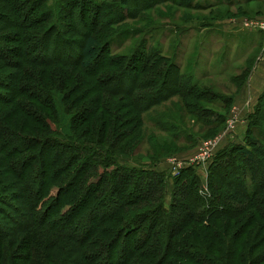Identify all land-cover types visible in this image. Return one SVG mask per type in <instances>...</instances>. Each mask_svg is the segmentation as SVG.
<instances>
[{
  "label": "trees",
  "instance_id": "obj_1",
  "mask_svg": "<svg viewBox=\"0 0 264 264\" xmlns=\"http://www.w3.org/2000/svg\"><path fill=\"white\" fill-rule=\"evenodd\" d=\"M45 1L43 0V2ZM109 1L115 3L118 0ZM172 1L145 0V3L146 8L153 9L157 5H165V3ZM175 1L178 5L184 4L182 6L185 7L194 2V0ZM249 1L264 4V0H206L208 3H202L201 0V5L195 3L196 6L193 7H197L199 10L224 4H228L227 6L224 5L225 7H240L245 6ZM84 2L90 4L88 0H84ZM116 4L108 6L103 12L96 13L97 21L100 22L102 18L103 21L100 22L102 24L99 27L97 24V28L90 29V31H82L79 23H75L76 26L70 25V29L66 28V31L62 30V23H60L62 18H60V13L56 7L57 11L52 9V14L47 16V19L53 18L56 22L53 24L54 26L49 28L50 34L46 36V33L42 32L33 38H29L25 37L21 31L31 24L38 25L44 22V20L39 21L37 16L32 19L36 14L34 2L30 0H0V5L11 10L6 18L9 21L8 24L14 29L12 33L6 36L0 35V61L10 66H19L20 64L48 66L52 63H59L56 45L51 48L46 46L49 40H53L55 44H60V36L81 34L82 37L77 41L80 49L75 58L61 62L67 65H75L92 79L84 92L89 93V91L96 89L99 93L102 92L109 96L121 94L132 105L135 107L139 105L140 110L144 111L151 107L156 100L163 101L170 97L181 99L194 97L195 93L200 90L199 83L196 82L197 76H202V78L210 76L212 78L223 74L225 69H228L226 66L232 60L234 62L237 60L239 48L236 45L239 39L235 35H231V32L226 38L215 36L213 33L222 28V22L214 20L211 22L203 21L200 25H192L190 30L196 32L192 38L193 49L203 45H215L217 50L224 49L217 57L221 64L217 67L193 68L189 74H183L181 69L183 62L178 61L180 56L175 55L174 58L177 61H174L171 56L166 57L158 49L147 52L144 47L140 46L135 49L136 51L130 58L122 59L112 53L111 45L116 36H122L126 31L117 33L114 28L125 19L132 20L139 17L142 9L131 13L129 4L124 10L119 9ZM204 4L207 6H203ZM13 10H15V14H13ZM72 10H76L75 13L78 16L84 14L82 4ZM113 15L114 18H107ZM18 18L20 19L18 20ZM111 26L113 29L110 28ZM54 32H57V38L54 36ZM258 32L256 33L259 34ZM102 34L105 36V40L99 37ZM246 36L244 39L246 44L242 53L246 54L252 49L253 51L258 48L261 49L263 39L256 42L251 35V40L247 41L249 35ZM7 42L12 43L13 46H7ZM66 42L69 43V40L66 39ZM46 51H49L52 56L47 58ZM195 52L198 59L201 55L210 58L217 55V52H205L202 49L195 50ZM15 53L20 57L16 56ZM37 55L39 58L36 57ZM102 56H105V59L100 67L91 70V66ZM139 57L140 64H136L135 58L138 60ZM132 69L136 70L132 75L133 83L131 86L124 87L121 80ZM157 69L161 72V79H158V73L153 72ZM164 80L170 81L172 89L167 97L162 99L160 93L165 89ZM202 80L206 79L203 78ZM241 80L242 78H239L237 81ZM3 82L5 81H2V87L9 90V85ZM11 83L14 91L12 96L4 101L2 108L13 105L11 110L23 113L28 121L41 128L46 127L45 124L49 123L48 118L32 105L17 101V99H26L56 113L64 112L65 116L69 114L70 104H62L66 95H62L61 102L55 93L39 83L20 81L19 78L12 79ZM240 84L242 85L243 81ZM74 88L78 91L77 86ZM151 88L149 93H143ZM83 94L77 97L75 102L82 99ZM263 96L264 93L261 98ZM2 97L3 95L0 98L4 100L5 98ZM212 97H214L212 100L210 98L202 99V101L215 105V107L222 106L225 108L233 100L232 96L225 98L214 94ZM259 104L258 101L254 112L246 117L244 135L248 139L247 146L229 149L231 146L228 144L221 147L228 137L223 139L209 161L212 163L208 164L206 169L208 172L206 186H203L199 181L196 174L197 167H186L179 170L176 175H172L168 167L165 169L167 172L155 168L160 161H150L147 167L136 165L133 163L136 160L114 152L120 136L118 139L112 138L111 147L105 149L98 144L100 138L95 142L79 140L66 132L64 127L50 130L45 135H33L31 137L21 133L20 129L12 128L13 126L4 124L0 120V154L4 160L2 168L18 186L10 188L9 185H3L4 188L0 189V192H8V194H0V220L1 217H5V223L0 222V235L25 234L29 243L31 239L41 243L43 257L44 251H53L55 242H71L74 244V252L77 251V257L70 259V263L64 264H109L110 260L112 264H142L139 259L143 256H156L157 259L154 264H160L168 253L173 238L180 233L182 224L179 226L178 216L181 211L179 201L188 205L189 219L194 221L200 219L199 208L202 205L198 203L193 207L195 204L193 200L200 201L203 198L202 194H209V189L217 190L216 179L214 178L215 160L224 151L227 153V149L236 155L238 154L239 157L235 160L236 171L225 182L245 203L264 204V200L259 202V196L264 190V157L258 159L261 155L264 156V124L260 119L264 110L259 109ZM197 112L200 113L201 117H196L195 121L201 122L204 130L220 129L218 133L224 130L228 112L217 116L216 120L204 121L202 119L204 112L199 105H191L187 109V114L193 118ZM90 114V109H79L74 112L73 116L69 117L68 126L70 120L73 121L72 124L74 125L85 122ZM162 126H158L160 131L169 134L176 142L180 143L185 134L188 137L186 144L195 143L192 133H190L191 135L186 134V131L182 129V124L171 121L168 124H162ZM27 128L29 127L27 126L23 130ZM253 130H255L254 135L261 138H255ZM33 131H37V129H32L31 133ZM128 134L129 132L126 133V135ZM190 138H192L191 141H189ZM168 187H171V203L166 208L164 200ZM115 191H117V196L120 195L122 199L120 196L119 199H112ZM109 202L113 205L109 215L104 217L99 209ZM212 205L211 210H220L217 203ZM95 217L96 222L91 224ZM111 224H117V226L111 227ZM58 225H64L63 229L57 230ZM44 233L52 235V238H44ZM37 242L35 244L38 246L39 243ZM154 244L156 248L152 250ZM27 252L37 253L36 247L28 246ZM48 257H52V255ZM42 261L47 262L48 260L43 259Z\"/></svg>",
  "mask_w": 264,
  "mask_h": 264
},
{
  "label": "rangeland",
  "instance_id": "obj_2",
  "mask_svg": "<svg viewBox=\"0 0 264 264\" xmlns=\"http://www.w3.org/2000/svg\"><path fill=\"white\" fill-rule=\"evenodd\" d=\"M30 1L34 2L36 13L32 19L37 16L39 21L44 20V22L38 25L34 23L27 26L21 31L25 34V37L33 38L42 32L46 33V36H48L50 34L49 28L54 26L53 24L56 22L53 18L47 19V16H50V14H52V9L55 11L56 7L60 13V18H62V21H60V23H62V30L66 28L70 29V25L79 23V27L82 28V31H90V29H94L97 24H99L98 27L102 24L100 22L103 21V18L98 22L96 13L99 11L103 12L108 6L117 3L116 5L119 9L123 10L127 7L126 5L129 4L132 10L131 13L133 11H139L140 8L142 9L140 10L141 13L139 17L132 20L125 19L114 28L117 33L126 31L122 36H116L111 45L112 53L120 56L122 59L126 60L130 58L136 51L135 49L140 46L144 47L147 52L158 49L161 54L166 57L171 56L174 61H177V59L174 58L175 55H177V57L180 56L178 61L183 62V66H181L183 67L181 68L183 74H189L193 68L202 69L204 67H217L221 65L217 57L224 49L219 47L220 49L217 50V46L215 45H203L193 49L192 38L196 32L190 30L192 25H200L203 21L211 22L213 20L222 22V28L216 33H213L215 36L218 35L219 37L222 36V38H226L228 32H231V35H235L239 39L236 45V47L239 48V54L235 62L232 60L228 66H226L228 69H225L223 74L213 76L212 78H210V76H204L203 78L206 80H202V76H197L196 82L199 83L200 90L197 92L198 94L195 93L194 97L182 99L170 97L169 99H164L172 89L170 81L166 82V80H164L165 89L160 93V98L164 100H156L152 103L151 107L143 111L140 110L139 105L135 107L121 94L109 96L102 92L99 93L96 89V91L91 90L89 93L84 92V89L91 83L92 79L75 65H67L61 62L70 58H75L80 49L79 42L77 43V41L80 40L82 35L67 34V37L60 36V44H55L53 40H49L46 44L48 48L56 45V50L58 51L57 58L60 60L59 63H52L48 66H30L24 64L10 66L0 61V96L3 95L2 98H5L4 100L0 98V120L4 124L13 126L12 128L17 130L20 129L21 131H19L21 133H25L31 137H33V135H45L50 130L64 127L66 132L72 134V136L79 140L95 142L100 138L101 140L98 141V144L105 149L111 147L112 138L118 139L120 136V140L117 142L114 152L136 160V162L133 163L139 166L147 167L150 161H160L155 168L159 171H166L167 159L179 158L183 160L184 157L195 153L201 143L213 141L220 134L218 133L220 129L206 131L202 128L201 122L197 123L195 121L196 117H201L200 113L197 112L194 118L187 114V109L191 105H199L204 112L202 118L204 121L216 120L217 116L227 114L226 112H228V114L241 113L240 119L244 123L239 124V126H242L240 127V133H233L221 147L228 144L231 146L229 149L247 146L248 139H246L247 137L244 135L247 115L243 113L244 106H242L243 108L241 107L244 100L239 97L241 96L240 93L242 92V88L248 82L253 69L258 63L257 57L258 54L261 53L262 46L261 49L258 48L254 51L252 49V51H248L246 54L242 52L246 44L244 40L247 37L246 35H249L247 41L251 40L250 36L252 35L256 42H258L264 39V33L259 31V35L256 33L257 31L249 30L240 25V27L236 26L227 31L223 29V22L243 18L241 20L242 23L247 19L263 18L264 4L249 1L245 6L240 7H225L228 4H224L225 6L220 5L214 8H201V10H199V8L193 6H196L195 3L200 4L201 0H194L192 5L186 7L182 6L184 4L178 5L176 1L173 0L172 2L165 3V5H157L153 9L146 8L145 0H118L115 3L109 0H88L90 4H86L84 0ZM202 3L208 2L202 0ZM80 4L83 5L84 14L78 16L75 13L76 10L73 11L72 9L78 7ZM203 6L207 5L204 4ZM0 8V35L6 36L14 31L13 27L8 24L9 21L6 18L11 10L2 5H0ZM13 12V14H15V10H13ZM107 18L112 19L114 15L108 16ZM19 19L20 18H18V20ZM18 20L15 21L18 22ZM112 26L110 27L111 29H113ZM255 33L256 36L254 35ZM53 34H55V37L57 36V32ZM99 37L104 40L106 39L103 34ZM66 39L69 40V43L66 42ZM6 45L13 46V44L9 42H7ZM201 49L205 52H217V55L211 58L206 57V55H201L198 59L197 56H195V50ZM45 53L47 58L52 56L49 51ZM15 54L20 57L17 53ZM105 56L100 57V59L91 66V70L99 68ZM36 57L39 58L38 55ZM135 61L136 64H140V57L138 60L135 58ZM135 72L136 70L132 69L125 75L126 77L124 79L122 78L121 81L124 87L132 85V75H134ZM153 72H156V74L158 73L157 77L161 79V72L159 69H157V71L153 70ZM14 78H19L20 81L39 83L46 89L55 93L60 101L62 95H66L64 101L61 102L63 105L64 103L70 104L71 109L69 114L65 116L64 112L56 113L53 110L45 109L26 99H17V101L32 105V107L36 108L43 116L48 118L49 123L45 124V126L49 128L48 129L46 127L41 128L34 125V123L26 119L23 113L11 110L14 107L13 105L10 107L3 106L2 108L1 106L4 105V101L12 96L14 90L12 89L11 80ZM239 78H242V85L240 84L241 81H237ZM2 81H5L3 82L4 84L9 85V90L2 87ZM75 86L78 87V91L75 90ZM151 90L152 88L142 92L149 93ZM81 94H83L82 99H78L77 102H75V99ZM214 94L224 96L225 98L232 96L233 100L232 102L230 101L231 104L228 103L225 108H222L221 105H219L221 107H215V105L207 104L202 101V99L210 98L212 100ZM257 101L260 102L259 109L264 110V96L261 98L259 95ZM79 109H90L91 114L85 122L76 123L77 125L72 124L73 121L70 120L68 126L69 117L73 116L74 112ZM254 110L251 111V113H253ZM263 117L264 114L260 118L262 119V124H264ZM171 121L182 124V129L186 131V134L192 133L195 143L186 144L188 137L185 134L184 137L181 138L180 143H178L172 139L169 134L160 131L158 126L168 124ZM27 126L29 128L23 130ZM162 127L166 128L165 126ZM32 129H37V131L31 133ZM255 130H253V135L255 134ZM127 132H129L128 135H126ZM254 137L261 138L257 135H254ZM191 140L192 138L189 139V141ZM229 149H227V153L224 151L215 160L214 178L216 179L215 183L217 190L212 191L209 189V194H202L203 198H201L200 201L193 200L195 203L193 207L198 205V203L202 205L199 208L200 219L198 221L189 219L188 205H184L183 202L179 201V209H181L178 216L180 221L179 226L182 224L180 233L173 238L168 253L160 264H264V204L253 205L247 202L245 203L239 195L232 191L229 184L225 182L228 180L227 178L236 171L235 160L239 157L238 154L236 155L230 152ZM28 154H30V152H28ZM263 157L264 156L261 155L258 159ZM3 162V157L0 154V189L4 188L3 185H9L10 188L18 187L17 183L14 182L13 179L7 175L6 170L2 168ZM210 163H212V161L208 164ZM208 164L204 167L197 168L196 171L199 181L203 186H206V177L208 173L206 169L208 168ZM170 188H166L164 200L166 208H168L171 203ZM1 193L3 192H0V194ZM6 193L8 194V192H4L3 194ZM119 196H117V191H115L112 199H119ZM120 199H122L121 196ZM259 199V202L264 200V190L260 194ZM213 203H217V206H220L219 211L211 210V205ZM112 205L113 204L109 202L100 207L99 210L102 211L104 217L109 215ZM96 220L95 217L94 220L91 221V224H94ZM0 222L5 223V217H1ZM63 226L58 225L57 230L63 229ZM116 226L117 224H111V227ZM43 237L52 238V235L44 233ZM36 242L37 241L31 239L29 243L25 234L12 233L4 236L0 235V264H64L70 263V259L77 257V251L74 252V244L71 242H55L56 244L54 243L53 251H47L48 253L44 251V257L43 254H41V243L37 242L39 243L37 246L35 244ZM28 246L36 247L37 253H28ZM155 248L156 246L154 244L152 250ZM50 255H52V257H48ZM43 259L50 261L43 262ZM156 259V256H143L139 260L142 264H154ZM109 264H112L111 260Z\"/></svg>",
  "mask_w": 264,
  "mask_h": 264
},
{
  "label": "built area",
  "instance_id": "obj_3",
  "mask_svg": "<svg viewBox=\"0 0 264 264\" xmlns=\"http://www.w3.org/2000/svg\"><path fill=\"white\" fill-rule=\"evenodd\" d=\"M240 26L254 31H262L264 33V19L254 18L247 19L240 23ZM261 59H264V39L262 43V50L260 53ZM240 122L239 113L229 114L224 130L213 140L207 143H201L198 150L192 155L184 157L183 160L179 158L167 159L166 164L172 175H176L179 170L186 167H204L212 159L215 150L220 142L226 137H231L235 133L236 127Z\"/></svg>",
  "mask_w": 264,
  "mask_h": 264
},
{
  "label": "crops",
  "instance_id": "obj_4",
  "mask_svg": "<svg viewBox=\"0 0 264 264\" xmlns=\"http://www.w3.org/2000/svg\"><path fill=\"white\" fill-rule=\"evenodd\" d=\"M242 19L243 18H239V19H236L234 21L228 20L226 22H223V29H226L228 31L230 29H233L236 26L240 27L239 25H240ZM241 91H242L240 93L241 96L239 98L244 100L242 102L243 105H241V107L244 106L243 113H245V115L248 116L251 113V111H253L254 108L256 107L259 95L261 96L264 93V59H261L260 55L258 56L257 65L253 69V72H252L248 82L242 88ZM240 114L241 113H239V119H240ZM243 123L244 122L240 119V122L238 123V125L236 127L235 133L236 132L240 133V131H241L240 127H242V126L241 125L239 126V124H243Z\"/></svg>",
  "mask_w": 264,
  "mask_h": 264
}]
</instances>
